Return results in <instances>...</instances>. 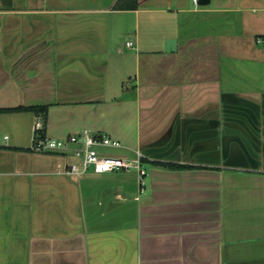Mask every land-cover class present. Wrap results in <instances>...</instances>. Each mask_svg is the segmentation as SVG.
Returning a JSON list of instances; mask_svg holds the SVG:
<instances>
[{
  "label": "crops",
  "instance_id": "0c3cea01",
  "mask_svg": "<svg viewBox=\"0 0 264 264\" xmlns=\"http://www.w3.org/2000/svg\"><path fill=\"white\" fill-rule=\"evenodd\" d=\"M122 3L0 0V264H264V0ZM118 115L144 185L31 149Z\"/></svg>",
  "mask_w": 264,
  "mask_h": 264
},
{
  "label": "built area",
  "instance_id": "2783aa9c",
  "mask_svg": "<svg viewBox=\"0 0 264 264\" xmlns=\"http://www.w3.org/2000/svg\"><path fill=\"white\" fill-rule=\"evenodd\" d=\"M198 3V0H194ZM129 47L133 43H128ZM43 123L37 120L34 130L40 131ZM9 137H5L8 139ZM119 141L106 135H95L88 129H82L78 133L68 135L63 139H53L37 136L31 149L40 153H55L61 155L65 160L64 165L59 166L58 173L67 177H80L93 171L97 174L118 172L135 168L138 171L141 184L146 171L142 168L143 154L138 151L136 160L129 161L121 157L106 155L102 150L107 148H120Z\"/></svg>",
  "mask_w": 264,
  "mask_h": 264
},
{
  "label": "rangeland",
  "instance_id": "374dc122",
  "mask_svg": "<svg viewBox=\"0 0 264 264\" xmlns=\"http://www.w3.org/2000/svg\"><path fill=\"white\" fill-rule=\"evenodd\" d=\"M122 115H118L116 119L113 122L117 123V128L120 129L119 132H122L124 135V139H120L122 143L121 145L125 146V143L127 142L126 139H130V135H126L124 133H130L131 132V126H130V121H127V123L124 124V120L120 118ZM120 118V119H119ZM105 152L107 153L108 156H114V157H124L129 161H134L136 160V155L133 153V151L128 150V149H121V148H107L105 149ZM142 168L148 169V164L141 162ZM133 172H136L137 170L135 168H131ZM138 172V171H137Z\"/></svg>",
  "mask_w": 264,
  "mask_h": 264
},
{
  "label": "trees",
  "instance_id": "16d2710c",
  "mask_svg": "<svg viewBox=\"0 0 264 264\" xmlns=\"http://www.w3.org/2000/svg\"><path fill=\"white\" fill-rule=\"evenodd\" d=\"M138 3L137 0H131V4H121L118 8L124 9H136ZM47 106H18L13 108H0V114L2 113H12V112H33L37 115H42L44 118L47 115ZM44 137V136H42ZM173 169H182L185 167L181 166H171Z\"/></svg>",
  "mask_w": 264,
  "mask_h": 264
},
{
  "label": "water",
  "instance_id": "95a60500",
  "mask_svg": "<svg viewBox=\"0 0 264 264\" xmlns=\"http://www.w3.org/2000/svg\"><path fill=\"white\" fill-rule=\"evenodd\" d=\"M198 3H199V5H206L207 4V0H198ZM174 43H175L174 41H170L169 45H173Z\"/></svg>",
  "mask_w": 264,
  "mask_h": 264
}]
</instances>
